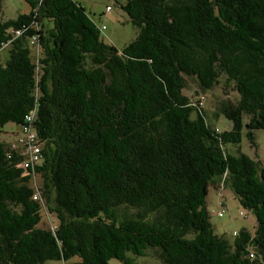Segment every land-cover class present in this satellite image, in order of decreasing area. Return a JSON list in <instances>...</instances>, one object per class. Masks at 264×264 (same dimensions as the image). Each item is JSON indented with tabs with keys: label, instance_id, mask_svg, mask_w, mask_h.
I'll return each instance as SVG.
<instances>
[{
	"label": "trees",
	"instance_id": "16d2710c",
	"mask_svg": "<svg viewBox=\"0 0 264 264\" xmlns=\"http://www.w3.org/2000/svg\"><path fill=\"white\" fill-rule=\"evenodd\" d=\"M26 2L0 20V128L30 126L41 161L24 168L0 139V264H133L149 248L162 264H264V165L227 149L264 130V0H125L139 32L120 50L77 1ZM187 76L236 91L217 105L229 129ZM223 184L256 220L232 241L206 206Z\"/></svg>",
	"mask_w": 264,
	"mask_h": 264
},
{
	"label": "rangeland",
	"instance_id": "374dc122",
	"mask_svg": "<svg viewBox=\"0 0 264 264\" xmlns=\"http://www.w3.org/2000/svg\"><path fill=\"white\" fill-rule=\"evenodd\" d=\"M89 14L92 20L99 26L104 25L101 30V38L104 42L113 44L117 49L123 48L138 35L139 29L130 22L129 16L121 8V4L125 0H75ZM109 7V9H107ZM30 5L26 0H1L0 20L14 19L20 13H28ZM0 57L5 60L8 57L7 49L0 51ZM183 93L191 100H198L199 106L203 107L207 120L216 126L219 130L229 129L231 122L219 113L217 105L220 101L236 99V91L232 87L223 89L220 85H216L211 89L203 91L194 77H186V86ZM201 102V104L199 103ZM217 114H216V113ZM19 130V126L12 122L6 123L0 128V139L12 141L16 138L14 132ZM253 137L255 145H252L245 136V129L242 131V139L238 145L230 143L227 149L235 154L237 149L241 150L251 158L258 160L259 165H264V130L254 129ZM40 178L32 175L30 185L34 182L38 185ZM220 184L217 185L219 187ZM206 206L210 214V222L213 232L218 235H224L228 240L232 241L235 232L245 228L248 231H254L256 220L252 212L243 208L233 190L226 184L222 189H218L212 185L209 186L206 195ZM223 210L222 216L218 212ZM44 221V215L42 218ZM126 255L133 260V264H162L160 259L156 258L154 249H147L144 256H136L131 252ZM48 264H80L79 258L74 256L67 260H51ZM109 264H125L117 258H111Z\"/></svg>",
	"mask_w": 264,
	"mask_h": 264
},
{
	"label": "built area",
	"instance_id": "2783aa9c",
	"mask_svg": "<svg viewBox=\"0 0 264 264\" xmlns=\"http://www.w3.org/2000/svg\"><path fill=\"white\" fill-rule=\"evenodd\" d=\"M109 9V7H107ZM101 30L105 28L104 25L100 26ZM24 29V28H23ZM21 33L20 30H16L15 34L19 35ZM201 104V102L199 101ZM27 119H31L30 116H28ZM11 150L21 149V153L24 155L23 159V167H34L41 161V144L38 141V137L35 134V132L32 130V128L28 125H23L21 128L19 136L10 143ZM37 184L34 182V193L33 197L38 198V191H37ZM223 210L218 212L219 216H222Z\"/></svg>",
	"mask_w": 264,
	"mask_h": 264
}]
</instances>
